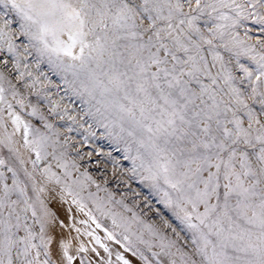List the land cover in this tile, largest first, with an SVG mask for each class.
<instances>
[{"label":"snow or ice","instance_id":"snow-or-ice-1","mask_svg":"<svg viewBox=\"0 0 264 264\" xmlns=\"http://www.w3.org/2000/svg\"><path fill=\"white\" fill-rule=\"evenodd\" d=\"M0 9V264H73L65 220L52 210L69 198L108 240L151 264L129 235L121 243L102 228L85 193L113 228L138 225L137 241L159 249L156 264H264V40L248 43L249 22L264 33V0H0ZM9 91L44 131L14 111ZM101 128L132 161L124 171L113 159L111 176L102 172L105 185L126 189L121 199L83 163L93 152L67 135L82 130L84 144ZM132 181L148 187L143 202ZM129 196L160 220L142 218ZM109 204L130 213L128 222L105 212ZM86 235L111 256L94 230Z\"/></svg>","mask_w":264,"mask_h":264},{"label":"rangeland","instance_id":"rangeland-1","mask_svg":"<svg viewBox=\"0 0 264 264\" xmlns=\"http://www.w3.org/2000/svg\"><path fill=\"white\" fill-rule=\"evenodd\" d=\"M3 9H0V12H2ZM248 27H251L253 29L252 33H250V35L252 36V39L250 41H248V43H252V44H256L258 43L260 40H264V33L260 32L259 30V26L257 25H252L251 22L248 23ZM241 36H243V29H241ZM45 71H48L47 67L45 66L44 68ZM52 81H53V89L55 88V84L59 83V79L57 76H52L51 77ZM15 83V81H14ZM5 87H7V85H5ZM25 95H27V93H24ZM8 102L13 104V109L14 111H16L18 114H20L22 116L23 119L27 120L30 123H33L36 127H40L41 131H44L42 123L36 118V117H31L28 116L27 113L29 111H31L30 108H26L24 111H21L19 108V105L16 103L15 100L12 99L11 97V93L10 91L6 93ZM29 99L31 100L32 103H36V97L35 96H31L29 97ZM66 103H68V101H65ZM79 105V101H76L75 104L72 105L73 108H76ZM2 107V106H0ZM38 108L40 109V112H44L45 109L43 108L42 105H38ZM3 117H4V124L7 128V134H11L13 131V126L11 124V120L8 117L7 111L5 110L3 113ZM53 123L56 124H62L64 122L62 121H53ZM61 131L63 132L64 129H61ZM82 130H77V131H73L71 133H67V135L69 137L72 138V143L76 144L77 149H79V151L82 154H86L88 152H93V157L91 159H87L86 161L83 162L85 164V166L87 167L88 171L93 175L94 179H97V181L99 183H101V187H108L111 191H114L116 193V199H121V192L126 191L125 188L121 187L119 190L116 189L115 183L114 182H110L108 185H105L103 183V179H105L106 177L102 176V172H107L109 176H111V172H112V160L114 159L116 162H119L121 165V169L124 171H127L129 169H131L132 167V161L130 159L126 160L124 159V155L125 153L123 152V148L124 145L123 143H117L116 141H114L113 139L109 138L106 136V134L104 133V130L101 129H94V131L96 132L95 136H92L87 143L81 144L80 141H82L84 139V136L81 134ZM4 135H6L4 128H0V137H3ZM21 136H22V131L19 133H16L14 139L16 141H20L21 140ZM100 152L101 155L100 156H96L95 153L96 152ZM111 153V157H108L106 154ZM5 154H6V150H5ZM71 155H75V152L73 151L71 153ZM34 158V157H33ZM96 160H102L103 163L100 164L99 169L97 168V165L95 163ZM84 169L82 168L81 171H83ZM132 185V189H134L135 191H139L141 192V196L140 197H136L137 200L143 202V198L145 196H148L149 194V189L146 185L143 184H139L136 181H132L131 182ZM91 191L95 192V188L93 187L91 189ZM99 197L101 198H105L106 197V193H104L103 191L98 193ZM85 196V203L88 204L89 209L92 210L93 215L96 217L97 221L102 225V228H107L109 231L114 232V234L116 235V238L119 239L121 241V243H123V236L124 235H129L130 240L132 242V246L137 250V253L139 254L140 252H142L144 255L148 256L151 260V264H156L155 259H152V251H156L159 252L158 248H154L152 250H149L146 245L144 244H140L137 239H136V235L138 234V230H139V226L136 225L135 223H131L128 222V218L130 217V213H126L124 211V209L120 206V205H116V204H109L104 211L105 212H111L113 214H117V221L118 223H125L128 222L129 224V231L125 232L124 228H113L112 222H111V218L109 216L106 215H102L100 212L96 211V209L93 207L91 201L87 200V193L84 194ZM70 199V198H69ZM151 205L153 206L154 210L158 209L160 214L163 216L164 219L169 220L170 222H172L174 225L177 223L174 219V217L172 216V213L170 210L164 208V206L160 203L157 202L158 197H150L149 198ZM125 203H127L129 205V207H133L132 204V197L129 196L128 198L125 199ZM135 211H138V214L141 215L142 218L149 220V222L152 221H159L160 217L156 215V212L153 211L152 213H149L148 216H144L143 213L139 212L138 209H135ZM124 217V220H121V217ZM162 224V221L160 223H157V227H160ZM94 225V224H93ZM85 226V225H84ZM95 226V225H94ZM86 227V226H85ZM87 228V227H86ZM87 230H89L87 228ZM104 233V241H106L107 243H114L115 245L117 244V246L120 247V249L124 250L120 244L115 243L112 240H108L107 236L105 235V232L102 229H99ZM89 231H93V229L89 230ZM170 233V230H169ZM182 235H184L182 233ZM145 240H149L150 237H148L147 235H145ZM111 245V244H110ZM115 249H117L115 247ZM118 250V249H117ZM131 256H134L132 254V252H128ZM106 254H108L106 252ZM79 255V260L83 261V264L86 262H88V264H94L91 259L90 256L87 252H83V253H78ZM134 258L136 259V261L141 264V261L138 258V255L134 256ZM164 261V264H167V257H162L161 258Z\"/></svg>","mask_w":264,"mask_h":264},{"label":"bare ground","instance_id":"bare-ground-1","mask_svg":"<svg viewBox=\"0 0 264 264\" xmlns=\"http://www.w3.org/2000/svg\"><path fill=\"white\" fill-rule=\"evenodd\" d=\"M69 208H72L73 211L68 212L67 210ZM52 210L58 212V215L61 220H65V228L63 229V234L68 240L72 241V247L69 249V254L74 256L73 264H81L78 255L79 252L77 251L78 247L81 244H83L84 247L87 249L86 252L89 254L90 259L94 264H105V262L109 259L111 260L112 264H120V262L116 260L117 253L123 255L126 259H128L130 261V264H139L134 258V256H131L128 252H125L124 250L120 249L117 244L115 245L112 242L107 243L106 241H104V233L101 230L96 229V227L91 224V221H88V218L83 213L76 210L75 205L71 204L70 199L68 204L63 205H61L59 201L53 202ZM81 220L88 221V223L82 224L80 223ZM84 225L89 230H94L95 236L99 237L101 242L106 247H108L111 252V256H109L108 252V254H106L104 249L100 247V245L96 244L95 240L92 237L86 235L89 230H87ZM75 228H79L80 232L77 233L75 231ZM115 247L118 250L115 249ZM92 249H95L96 251L93 252ZM97 253H99V255H97ZM84 264H88V262H86L85 260Z\"/></svg>","mask_w":264,"mask_h":264}]
</instances>
